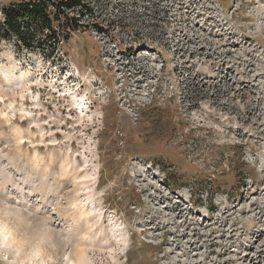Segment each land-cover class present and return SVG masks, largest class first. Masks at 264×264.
I'll list each match as a JSON object with an SVG mask.
<instances>
[{
	"label": "rangeland",
	"instance_id": "1",
	"mask_svg": "<svg viewBox=\"0 0 264 264\" xmlns=\"http://www.w3.org/2000/svg\"><path fill=\"white\" fill-rule=\"evenodd\" d=\"M87 2L0 41V264H264V0Z\"/></svg>",
	"mask_w": 264,
	"mask_h": 264
},
{
	"label": "trees",
	"instance_id": "2",
	"mask_svg": "<svg viewBox=\"0 0 264 264\" xmlns=\"http://www.w3.org/2000/svg\"><path fill=\"white\" fill-rule=\"evenodd\" d=\"M92 17L87 0H15L0 5V41L54 57L74 34L88 30Z\"/></svg>",
	"mask_w": 264,
	"mask_h": 264
},
{
	"label": "bare ground",
	"instance_id": "3",
	"mask_svg": "<svg viewBox=\"0 0 264 264\" xmlns=\"http://www.w3.org/2000/svg\"><path fill=\"white\" fill-rule=\"evenodd\" d=\"M73 93V92H72ZM71 93V94H72ZM75 100V99H74ZM80 102V105L78 106L77 104H75V107L78 106V108H83V104H84V100L82 99V101H79ZM85 106V105H84ZM75 109V108H74ZM250 114H251V111L248 110V115L249 116H246L245 118H243L244 120H249L250 119Z\"/></svg>",
	"mask_w": 264,
	"mask_h": 264
}]
</instances>
